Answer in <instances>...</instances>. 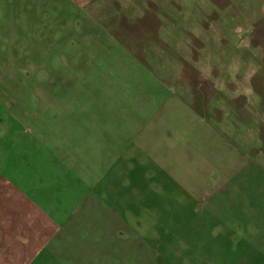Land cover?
Returning <instances> with one entry per match:
<instances>
[{"label":"rangeland","instance_id":"374dc122","mask_svg":"<svg viewBox=\"0 0 264 264\" xmlns=\"http://www.w3.org/2000/svg\"><path fill=\"white\" fill-rule=\"evenodd\" d=\"M0 264H264V0H0Z\"/></svg>","mask_w":264,"mask_h":264},{"label":"crops","instance_id":"0c3cea01","mask_svg":"<svg viewBox=\"0 0 264 264\" xmlns=\"http://www.w3.org/2000/svg\"><path fill=\"white\" fill-rule=\"evenodd\" d=\"M30 229V227L28 228V230ZM34 234V233H33ZM27 239H30L29 240V242H28V249H29V252H33V249L37 246V241H36V238H35V236L33 237V238H30V234H29V232H28V236H27ZM10 244V239H6V241H5V244H3V247L5 248V251H8L9 250V248H8V245ZM38 253H39V251H38V249L36 250ZM35 251V252H36ZM9 253V252H8ZM37 253V254H38ZM36 254V255H37ZM33 260H35V258L33 259Z\"/></svg>","mask_w":264,"mask_h":264}]
</instances>
